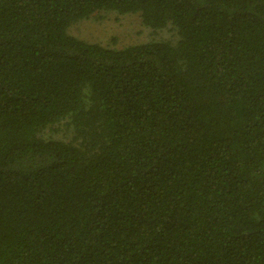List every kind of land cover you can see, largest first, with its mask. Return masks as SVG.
<instances>
[{"label": "trees", "instance_id": "obj_1", "mask_svg": "<svg viewBox=\"0 0 264 264\" xmlns=\"http://www.w3.org/2000/svg\"><path fill=\"white\" fill-rule=\"evenodd\" d=\"M0 264H264V0H0Z\"/></svg>", "mask_w": 264, "mask_h": 264}, {"label": "rangeland", "instance_id": "obj_2", "mask_svg": "<svg viewBox=\"0 0 264 264\" xmlns=\"http://www.w3.org/2000/svg\"><path fill=\"white\" fill-rule=\"evenodd\" d=\"M70 34L91 44L113 49L148 43L153 39H170L167 31L154 33L139 15L100 13L90 20L73 25Z\"/></svg>", "mask_w": 264, "mask_h": 264}]
</instances>
